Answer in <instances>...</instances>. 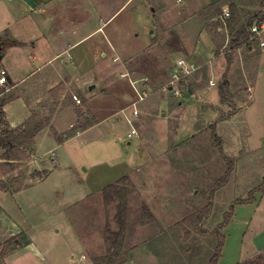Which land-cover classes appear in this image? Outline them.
Instances as JSON below:
<instances>
[{
	"label": "rangeland",
	"instance_id": "1",
	"mask_svg": "<svg viewBox=\"0 0 264 264\" xmlns=\"http://www.w3.org/2000/svg\"><path fill=\"white\" fill-rule=\"evenodd\" d=\"M224 2L231 15L235 4L239 25L260 8L258 0H0V41L26 42L8 46L1 62L11 76L0 97L11 100L9 120L32 129L53 117L50 89L65 85L56 131H40L32 159L0 176V244L13 249L6 256L0 249V264H94L108 252L106 230L119 229V200L106 202L103 189L125 176L120 264H205L213 236L185 237L184 219L208 205L207 192L225 172L214 131L235 165L205 228L233 205L226 255L256 250L264 190L252 202L235 201L264 179V87L252 91L254 67L245 78L238 72L237 111L223 119L231 109L218 91L228 66ZM181 58L195 69L176 80ZM249 262L264 264V253Z\"/></svg>",
	"mask_w": 264,
	"mask_h": 264
},
{
	"label": "trees",
	"instance_id": "2",
	"mask_svg": "<svg viewBox=\"0 0 264 264\" xmlns=\"http://www.w3.org/2000/svg\"><path fill=\"white\" fill-rule=\"evenodd\" d=\"M259 1V10L255 14L249 17V19L242 23L241 25L235 27L234 23L236 21L235 14V4L231 5L232 15L227 17L228 28L230 31V43L228 47V66L222 76V80L219 82V95L220 101L224 105H228L231 109L227 113H223V119H228L229 116L235 114L237 107L235 104V95L231 92V82L229 79V73L234 62V54L238 48L243 46H248L252 42V27L254 24L264 23V0ZM217 3H214V5ZM212 6V5H211ZM4 45V50L8 46L20 45L19 41H11L9 39H3L0 41ZM65 90L64 83H60L50 89L53 97V109L51 111L52 115L56 112V108L61 103L62 93ZM5 91L1 89L0 97ZM9 99L0 101V148L3 149V153L0 157V176H5L22 166L24 162L32 159L34 155V139L36 135L44 128L50 127L53 131L54 126L51 124L52 117L46 118V120L41 121L32 129H27L25 125L21 127H12L7 119L6 111L4 110V104ZM74 133H67V136H71ZM214 138L218 141V147L220 152L226 161V169L221 177L215 180L211 189L207 192L210 202L208 205L201 210L199 213H194L189 215L184 219V223L187 225L185 227V237H189L193 232L199 234H209L213 236L211 252L203 257L204 263L206 264H218L221 256L222 250L226 240V234L224 228L229 224L233 217V205L230 211L224 214V219L218 223L211 231L205 228L206 220L210 217L212 212V201L214 199L215 193L222 187H224L230 180L231 175L234 170L235 159L224 153L223 143L221 137L213 132ZM128 179V176L123 177L117 183L108 185L103 189L104 199L106 202H111L113 200H119L117 205V222L119 224V229L117 231H112L109 228L106 230V241L109 243L108 252L105 255L95 257L94 264H120V257L123 251H125V232L127 227V213L129 209V186L127 183L123 182ZM2 180V179H0ZM6 190L8 187L4 186ZM264 190V179L263 182L250 191V196L248 198L237 199L236 203H248L254 201V192ZM144 213L147 215H152L151 210L144 205ZM5 242L0 244V249L2 256L8 255L13 249ZM201 261L200 263H202ZM240 264H250L249 261Z\"/></svg>",
	"mask_w": 264,
	"mask_h": 264
},
{
	"label": "crops",
	"instance_id": "3",
	"mask_svg": "<svg viewBox=\"0 0 264 264\" xmlns=\"http://www.w3.org/2000/svg\"><path fill=\"white\" fill-rule=\"evenodd\" d=\"M237 2V1H236ZM254 2L256 3V0H254ZM229 4L227 2H224L221 4V7H227ZM223 7V8H224ZM240 8V5L238 4L236 9H239ZM200 10V9H199ZM235 12V11H234ZM226 18V17H224ZM241 19L240 17H237L234 25L235 27L239 26V24L241 23ZM225 24V23H224ZM264 24V23H263ZM223 29V28H222ZM225 29L227 31V34H225L226 36V43L225 45L229 44L230 43V31H229V28L227 25H225ZM11 41H19V40H15V39H9ZM261 40H264V32L262 33L261 37H255L252 42L248 45V46H243L241 48H238L234 54V65H233V68L231 67V70H230V82H231V88L233 87V77L237 75V73L239 72V76L240 78L244 77V72H250L249 71V68H252L254 67L253 69V73L251 75V87H252V91L255 92V90L257 89V87H261L263 86L264 87V66L262 65V60H264V46L261 45ZM21 44L20 45H15L16 47H20V48H24L25 45H26V42L25 41H19ZM30 42H31V47L33 49L36 48V40L34 38H30ZM14 46V45H13ZM12 46V47H13ZM5 55H6V49H5ZM4 55V57H5ZM238 58H241L240 61H242V58H244V63L245 64V68L242 69H238L239 68V65H238V62H240L238 60ZM3 60V59H2ZM261 61L260 62V65H258V61ZM254 61V62H253ZM248 65L249 68H248ZM257 65V66H256ZM252 66V67H251ZM247 67V68H246ZM2 68H4L6 71H7V82L9 83V81L11 80V76L8 72V70L2 66ZM6 86V84L4 85ZM15 86V83H12L9 85V88L6 89V92L7 90H10L11 88H13ZM52 88V87H51ZM4 93V92H3ZM11 100L9 99L5 104H4V110L6 111V116H7V119L10 123V125L12 127H17L19 126L20 124H15L14 122L10 121L9 120V116H8V113H7V107L9 106ZM254 104V100L252 101V104ZM250 105V106H251ZM250 106H248L247 108H249ZM62 111V106L61 104L58 106L54 116L52 117V120H51V124L54 126V119H55V116L58 115L60 112ZM55 127V126H54ZM47 128H50V127H47ZM56 128V127H55ZM45 129V128H44ZM51 129V128H50ZM42 131V130H41ZM37 136V135H36ZM36 138V137H35ZM35 145V139H34V144ZM34 147V146H33ZM2 149V148H1ZM35 149V147H34ZM3 153V149H2V152L0 153V157ZM227 226L224 228V232L226 230ZM228 238L226 236V240H225V244H224V247H223V250H222V256L218 262V264H240V263H243V262H246V261H251L252 259H254L256 256H258L259 254H262L264 253V240H260L258 241V246L256 248V250L252 251V252H248L245 256H243V251L241 250L238 258H230L226 255V251H227V248H228ZM136 251V250H134ZM133 251V252H134Z\"/></svg>",
	"mask_w": 264,
	"mask_h": 264
},
{
	"label": "built area",
	"instance_id": "4",
	"mask_svg": "<svg viewBox=\"0 0 264 264\" xmlns=\"http://www.w3.org/2000/svg\"><path fill=\"white\" fill-rule=\"evenodd\" d=\"M231 15V11L228 7H225L223 9V17H229ZM252 39L255 37H261L262 33L264 32V24H254L252 27ZM261 45L264 46V40H261ZM179 68L181 70V74L179 73H173L172 76L174 79L179 80L181 75L189 74L195 69L194 62L188 63L186 59H179ZM7 71L4 68H0V87L2 88L7 83ZM214 84V83H212ZM134 114H137V110L134 111ZM136 133L135 129H132L131 132L128 134V138L133 137V135Z\"/></svg>",
	"mask_w": 264,
	"mask_h": 264
},
{
	"label": "water",
	"instance_id": "5",
	"mask_svg": "<svg viewBox=\"0 0 264 264\" xmlns=\"http://www.w3.org/2000/svg\"><path fill=\"white\" fill-rule=\"evenodd\" d=\"M3 47H4L3 43L0 42V68L2 67L1 62H2V59L4 58V55H5V50ZM94 87H95V84H92V85H90L89 89H93ZM0 91H1V87H0Z\"/></svg>",
	"mask_w": 264,
	"mask_h": 264
}]
</instances>
